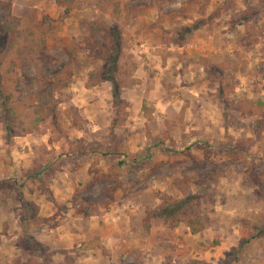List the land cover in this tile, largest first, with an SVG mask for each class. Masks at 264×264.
Masks as SVG:
<instances>
[{"label": "rangeland", "instance_id": "1", "mask_svg": "<svg viewBox=\"0 0 264 264\" xmlns=\"http://www.w3.org/2000/svg\"><path fill=\"white\" fill-rule=\"evenodd\" d=\"M104 1L107 0H73L71 5L64 6L57 0H0L4 4L12 3V15L18 20L21 30H34L47 19L54 22L55 26V34L48 40L47 53L50 56V63L45 65L40 60L35 62L26 60L23 62L25 67L17 71L20 78L8 79L18 84L22 90L18 101L28 105L29 111H35L36 108L29 105L36 104L39 93L43 89V83L54 81L57 76L62 77L55 96L59 109L57 122L60 125L57 126L49 121L38 131L30 134L45 135L50 132V143L60 140H65L66 143L57 144L60 148L56 150H48L47 146L45 148L40 146V152L44 157L40 162L41 170L31 174L29 178L35 179L37 182L33 181V183L41 184V187L45 189L44 176L49 181V178L58 174L59 170L72 167L74 162L83 163L85 155L89 154L88 151L93 150L97 153L96 150H99L101 155L112 161L107 163L112 176L99 177V179L94 177L92 184L97 189L101 184L100 187L107 188L105 190H109L108 192H114L117 190L116 185L137 186L140 179H143V186H145L154 180L151 177L156 175L160 184L164 186L167 184L173 189L172 194L167 191L156 193L161 199L160 206L165 195L182 197L183 190L186 188L188 192L201 198L202 208L208 216L207 228L213 235L207 239L209 247L214 243L219 244L223 236L233 233L235 230L233 223L236 221L221 219L218 216L221 211L217 210L216 206L224 205L223 203L227 202V198L231 195L233 203L238 193L232 191L239 182L243 184V190L250 191L253 195V197L249 195L251 198L247 200L248 203L258 206V201L264 202V115H243L237 109L239 102L246 98L254 100L263 97L264 100V0H145L149 6L155 5L156 8L159 6L162 9L163 13H160L161 19H158V22L170 26H174L176 16L174 14L168 16L166 7L175 2L178 3L176 6L178 8L172 9L178 15L186 14L193 5L198 6L197 10L207 12L206 20L195 21L191 25L198 27L200 24L207 23L211 28L214 26L217 29L220 28L212 41L218 48H222L219 51L222 61L201 58L197 61L201 67L197 69V75L193 81L185 75L179 76L178 73L171 72L161 88L166 94L160 101L147 96L141 100L137 96V103L140 106L142 104L143 107L141 119L136 117L134 112L138 110L134 102V89L138 87L140 81L136 73L139 67L137 63L140 59L145 60L144 56L150 54L151 50H144L145 47L142 46L144 41L139 35L133 34V36V32L122 20V4L125 2L124 6L128 9L135 8V0H111L119 4V12L114 16H109L104 11V7L107 6ZM5 12V5H0V16H4ZM98 19H105L111 26H119L124 44L123 62L128 63L123 70L128 69L129 79H133L134 82L130 80L120 89L119 102L115 100L111 90L108 102L110 111L101 112L98 120L95 110L99 106L98 100L102 97H96L97 101L94 103L90 102L87 109L95 118L91 120L93 117L83 112V106L76 107L73 103V87L82 79H85L88 85H91L95 79L99 84L109 83L103 80L102 75L93 74L104 68V62L99 56V48H95L93 52L88 49L91 39L89 25ZM184 30L185 26L177 25L175 33L168 31L171 36L169 33H164V39L172 42L174 47L186 46L187 39L192 35H181L180 33ZM170 37L173 39L171 40ZM198 39L199 37L193 40ZM189 45L191 51L207 52L201 46ZM83 67L87 69L88 75L77 71ZM147 87L148 90L152 88L151 84L142 83L139 93H143L142 90ZM191 88L201 89L204 94H193L188 90ZM156 91L159 92L157 89ZM144 93L147 94V91ZM71 103L76 109L73 112L78 115L77 118L72 114L67 115L66 111ZM158 103L161 105L157 106ZM18 108L23 110V107L18 106ZM116 117L120 119V122L114 126ZM93 121L108 124L105 125L107 128L95 130L97 128ZM3 122L5 123V115L0 106V124H4ZM219 126L222 129H219ZM136 138L137 140L141 138L142 143L146 144L145 152L146 149H154L153 155L164 156V160L159 158L156 161L155 158V160L134 161L128 151L124 150V144L127 145L129 141L132 142ZM192 139L194 140L191 141ZM124 155L126 157H123ZM35 160L38 162V158ZM119 161L127 163L123 166V170L115 168ZM133 172L141 174L143 178L134 176ZM115 173H120L118 178L115 177L118 175ZM23 180L22 176L17 177L16 172L10 171L7 174L4 171L0 172V264L26 263L22 261V255L15 257L18 250L12 246L16 245L17 240H19L20 248H24L22 252L28 251L33 244L38 247L36 242L32 243L30 231L26 227V222L36 215L33 213L36 212L34 206L37 207V205L24 198L21 189L24 188L27 192L28 189H26V181ZM83 185L80 184L78 192L75 193L78 210L82 208V203L95 207L94 204L81 200L83 195L80 189H83ZM221 185L228 186L230 191L224 192L221 190ZM98 196H102V193L97 190V195L93 199ZM93 199L91 202L94 203ZM253 200L256 203H253ZM28 203L33 205L29 206ZM159 206L146 211L144 222L148 215ZM161 220L164 222L163 219ZM219 221L225 229L216 233L212 229L216 228ZM164 225L166 226L165 222ZM241 226H245L250 236H254V243L264 236L263 227H253L247 221ZM144 229L148 232L145 224ZM226 230L228 232L224 234ZM240 244L241 234L238 246L230 249L227 257L217 264L244 262L241 259L246 251H252V242L241 249ZM203 245L204 248H208L207 244ZM35 262L36 260L33 263ZM258 262V258H250L247 261L254 264Z\"/></svg>", "mask_w": 264, "mask_h": 264}, {"label": "crops", "instance_id": "2", "mask_svg": "<svg viewBox=\"0 0 264 264\" xmlns=\"http://www.w3.org/2000/svg\"><path fill=\"white\" fill-rule=\"evenodd\" d=\"M134 3L135 8L129 9L124 6L125 2L122 4V20L125 21L128 29L133 32L132 35H139L140 39L144 41L142 44L145 47L144 50H151L150 54L143 55L145 60L140 59L137 63L139 67L136 73H138L140 81L138 87L134 89V102L138 107V110L134 112H136V117L141 119L143 118V107L142 104L140 106L137 103V96L141 100L147 96L150 99L157 98L160 101L166 94L165 90L163 91L161 88H163L171 72H176L179 76L185 75V77L190 78V81H193L195 75H197V69L201 67V64H197V61L202 58L216 59L221 62L219 51L222 48H218L216 43L212 41L220 28L217 29L215 26L211 28L207 23L200 24L198 27L191 25L195 21L206 20L208 17L207 12L197 10V5H193L190 11L184 15L181 13H179L181 15H178L172 9L178 8L176 7L177 2L166 7L168 16L170 14L176 16L174 26H170L158 22V19H161L160 13H163L159 6L157 8L155 5L149 6L145 0H135ZM177 25L185 26V29L189 31L187 36L192 35L187 39L186 46L174 47L172 42H168L166 38L164 39V33H169L171 36L168 31L175 33ZM197 37H199L198 40H193ZM170 39L173 38L170 37ZM189 44L196 47L201 46L207 52L191 51L192 49L188 47ZM141 56L139 57L141 58ZM142 83H149L152 88L148 90L147 87L140 94L138 90L142 88ZM109 84L88 85L85 79L80 80L73 87V103L76 107L81 108L83 106V112L87 116L90 114L93 117V113H89L87 107L89 108L90 102L97 101L96 97H102L98 100L99 106L95 110V114H98L96 117L98 120L101 112L110 111L108 102L112 85ZM101 85H104V87H101ZM188 90L196 95L204 94L201 89L193 90L191 88ZM146 91L147 94L144 93ZM158 104L157 106L161 105ZM101 108L102 110H100ZM162 110L164 111V109ZM203 111H205V108H203ZM91 120H95V118L93 117ZM93 122L97 128L95 130H103L106 127L105 125H108L99 124L97 121ZM1 125L0 172L4 171L7 174V172L12 171L16 172L17 177L22 176L23 181H26V189H28V192L24 191V188L21 189L24 198L34 202L38 207L36 215L31 217L29 222H26V227H28L33 240L32 243L36 242L38 247L33 244L28 251L22 252L24 248L21 249L18 245L19 240L16 241V245L12 246L18 250L15 257L22 255V261L26 262L25 264L29 260L33 262L36 260L38 264H185L195 258L217 264L227 257L230 249L238 246L240 226L243 222L247 221L253 227L264 228V202L258 201V206L248 203L247 200H250L253 195L250 194V191L243 190L244 186L239 182L232 191L238 193L233 203L231 195L227 198V202L223 203L225 206L222 204L221 207L216 206V209L221 211V214L218 215L221 219L236 221L233 223L235 228L233 233L223 236L219 244L214 243L215 245L209 247L207 239L213 235H211L212 233L208 228L201 233L192 234L190 228L185 224L168 228L161 219L157 218L151 220L153 226L148 232H145L144 218L146 211L159 206L161 200L156 193L158 191L173 193V189L168 187L167 184L164 186L158 182L156 175L152 176L151 178L154 180L145 186H143V179H140L137 186L130 184L125 186L116 185L117 190L114 192H108L109 190H105L107 188L100 187L101 184L97 189L92 184L94 183V177L99 179V177L112 176V172L110 173L107 165L112 161L101 155V151L96 150L97 153H95L92 150L85 155L86 158L82 161L83 163L77 164L74 162L72 167L59 170L58 174H54L49 178V181L44 176V189L39 183L40 180H38L40 185H35L33 181L35 183L37 181L29 178L31 174L41 170L40 162L44 157L39 147L44 146L45 148L47 146L48 150H56L60 148V145L57 144L60 142L66 143V141L60 140L59 142L50 143L51 134L49 132L45 135L28 134L27 136L16 137L14 144L9 145L6 144L5 123H1ZM219 129L222 128L219 126ZM86 142H91V140H86ZM145 145V143H142L141 138L140 140L136 138L132 142L129 141L127 145L124 144V150L128 151L129 156L134 161L155 160V158L156 161L159 158L164 160V156L153 155L154 149H146L145 152ZM36 158H38V162H36ZM50 159L52 160V158ZM126 164L119 161L115 168L116 170L118 168L123 170V166ZM133 173L134 176L142 177L137 172ZM116 174L118 175L115 177L118 178L120 173ZM98 182L101 183L102 181ZM80 184H84L83 189H80L81 195H83L81 200L83 199L87 203L95 205L94 210L96 212L89 217L78 213L79 205L75 199V193L78 192ZM221 186V190L224 192L230 191L227 188L228 186ZM97 190L102 193V196L93 199L97 195ZM92 199L94 203L91 202ZM253 203H256V201L253 200ZM224 229V225L219 221L212 231L218 233ZM227 230L224 234L228 232ZM259 239H257V243L252 241V251L245 252L241 259L244 261L242 263H247L250 258H258L259 262L256 264H264V236ZM204 243L208 245V248L200 252L198 246Z\"/></svg>", "mask_w": 264, "mask_h": 264}, {"label": "trees", "instance_id": "3", "mask_svg": "<svg viewBox=\"0 0 264 264\" xmlns=\"http://www.w3.org/2000/svg\"><path fill=\"white\" fill-rule=\"evenodd\" d=\"M57 1L64 6L71 5L73 2V0ZM104 3L107 4L104 7V11L109 16H114L119 12L118 3L111 2V0L104 1ZM0 5H5L6 7L4 16H0V106L5 115L4 129L6 144L10 145L13 144L16 136L34 133L49 121L57 124V126L60 125L57 122L59 109L55 102V96L61 84L62 77L57 76L54 81H46L43 83V89L39 93L36 104L29 105L34 106L36 108L35 111H29L28 105L18 101L22 90L18 84L12 83L8 79L13 77L20 78L17 75V71L25 67L23 62L26 60H30L31 62L40 60L45 65L50 63V56L47 53L48 40L55 34V26L54 22L47 19L34 30H21L18 20L12 15V3L8 2L4 4V2H0ZM89 30L91 39L88 43V49L93 52L95 48H99L100 59L104 62L103 70L93 72V74L102 75L103 80L108 81L112 85L115 100L119 102L120 89L126 86L130 80L134 82L133 79H129L130 72L127 71L128 69L123 70V67L128 65V63L125 62L124 64L123 62L124 44L119 26H111L107 24L105 19H98L90 23ZM188 32L185 29L180 34L187 36ZM84 67L80 70L77 69V71L88 75V71ZM98 84L97 79H95L91 85ZM18 106L23 107V110H19ZM237 109L243 115L263 116V97L254 100L246 98L239 102ZM75 110L74 105L71 103L66 111L67 115L72 114L77 118L78 115L73 112ZM118 117L114 120V126L120 122ZM28 205L32 206L33 203H28ZM34 208L37 212L38 208L35 206ZM36 212L33 214H36ZM78 212L89 217L96 211L93 205L82 203V208ZM154 218L163 219L166 226L170 228L185 224L190 228L192 234L201 233L208 227V216L202 208L201 198L188 192L186 188L183 190L182 197H175L173 195L164 196L162 204L150 213L144 222L147 231L150 230L152 225L151 220ZM249 233L245 226L240 227V249L253 241L254 236H250ZM205 249L203 244L198 246L200 252ZM32 263L33 261L29 260L27 264ZM185 264L214 263L201 259H191Z\"/></svg>", "mask_w": 264, "mask_h": 264}]
</instances>
